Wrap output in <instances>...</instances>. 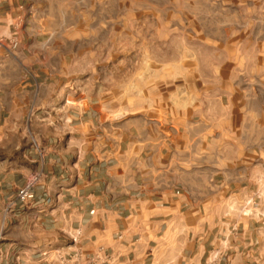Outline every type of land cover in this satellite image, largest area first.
I'll return each mask as SVG.
<instances>
[{"label":"crops","instance_id":"obj_1","mask_svg":"<svg viewBox=\"0 0 264 264\" xmlns=\"http://www.w3.org/2000/svg\"><path fill=\"white\" fill-rule=\"evenodd\" d=\"M40 8L0 0V264H50L59 248L116 264H264L263 62L182 97L144 66L124 80Z\"/></svg>","mask_w":264,"mask_h":264},{"label":"rangeland","instance_id":"obj_2","mask_svg":"<svg viewBox=\"0 0 264 264\" xmlns=\"http://www.w3.org/2000/svg\"><path fill=\"white\" fill-rule=\"evenodd\" d=\"M37 1L56 26L86 35L104 58L110 53L124 80H142L144 66L146 78L176 84L182 97L194 80L220 77L225 66L254 75L264 64V0Z\"/></svg>","mask_w":264,"mask_h":264},{"label":"built area","instance_id":"obj_3","mask_svg":"<svg viewBox=\"0 0 264 264\" xmlns=\"http://www.w3.org/2000/svg\"><path fill=\"white\" fill-rule=\"evenodd\" d=\"M2 41V39H0ZM17 41L13 42V47H17ZM40 180V174H32L25 182V184L19 188L17 192V198L20 202H26L29 200L31 193L35 185ZM73 244L78 243L82 236V230L76 229L68 233ZM52 256L50 264H116V260L112 255L103 249L93 253L85 254L80 249L70 250L69 248L52 250ZM50 253V252H49ZM44 255H49L48 252H44ZM219 258L216 254L207 264H217Z\"/></svg>","mask_w":264,"mask_h":264}]
</instances>
